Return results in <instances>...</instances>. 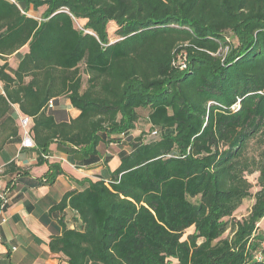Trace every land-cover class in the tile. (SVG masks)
<instances>
[{
  "label": "trees",
  "instance_id": "obj_1",
  "mask_svg": "<svg viewBox=\"0 0 264 264\" xmlns=\"http://www.w3.org/2000/svg\"><path fill=\"white\" fill-rule=\"evenodd\" d=\"M24 46L15 69L0 66L5 140L18 137L14 105L33 121L41 162L56 143L76 168L98 164L139 110L157 132L128 137L109 180L74 181L49 211L60 214L51 253L66 264H264L260 236L250 243L264 216V0H0V59ZM62 174L51 164L44 182ZM245 199L248 216L231 224Z\"/></svg>",
  "mask_w": 264,
  "mask_h": 264
},
{
  "label": "crops",
  "instance_id": "obj_2",
  "mask_svg": "<svg viewBox=\"0 0 264 264\" xmlns=\"http://www.w3.org/2000/svg\"><path fill=\"white\" fill-rule=\"evenodd\" d=\"M30 16L38 19L39 14L31 11ZM26 52L27 47L24 46L16 53L4 56L5 60L0 59V66L7 63L10 69H15ZM0 94H3L1 83ZM12 107L11 117L17 126L20 112L17 105ZM60 107L71 119L79 115L67 99H60ZM132 132L128 137L133 139ZM7 136L8 131L0 129V170L4 171L10 163L18 170L13 174L0 175V187L7 190L9 198L2 214L5 222L0 223V264H66L62 254H53L48 248L51 236L58 232L57 222L60 218V214L49 215V211L66 192L77 188L74 181L109 180L110 173L119 165V151L127 150L124 144L128 137L123 138L121 143L111 144L115 146L114 154L108 151L109 145L98 164L76 168L74 158L58 148L56 143H52L47 152L41 155V162L35 149L21 147L19 129L17 138L5 140ZM4 140L6 142L1 145ZM107 157H111V160L104 164L103 160ZM51 164L59 166L63 174L57 176L53 183H45V174ZM64 218L69 229L80 228L74 212L65 210Z\"/></svg>",
  "mask_w": 264,
  "mask_h": 264
},
{
  "label": "built area",
  "instance_id": "obj_3",
  "mask_svg": "<svg viewBox=\"0 0 264 264\" xmlns=\"http://www.w3.org/2000/svg\"><path fill=\"white\" fill-rule=\"evenodd\" d=\"M48 108H52V101L48 102ZM18 127L21 134V147L30 150L34 149L35 144L33 142V138L30 131L31 118L28 116L18 114ZM156 136H157L156 130L151 131L149 137L154 138ZM120 137L123 138L124 136L121 134ZM1 173L2 171L0 170V175ZM8 203H9L8 192L5 188L0 187V223L5 222V220L2 218V214ZM262 223L264 224V216L256 223L255 229L252 232L250 238V243L253 241L255 237L260 236V238L257 240V247L254 252L253 259L257 262L264 263V225Z\"/></svg>",
  "mask_w": 264,
  "mask_h": 264
},
{
  "label": "rangeland",
  "instance_id": "obj_4",
  "mask_svg": "<svg viewBox=\"0 0 264 264\" xmlns=\"http://www.w3.org/2000/svg\"><path fill=\"white\" fill-rule=\"evenodd\" d=\"M75 26L79 27V24L76 23ZM111 34H112V29L109 30L110 37H111ZM146 115H147V110H139L140 119H139L134 131L132 132L134 138H136L138 136L145 137L146 139H150L151 138V137H149V135L151 133V130H150L149 125H148V123L146 121ZM130 139H132V137H130ZM114 148H115V146L111 145V146L108 147V151L110 153L114 154V152L116 151ZM127 149H128V147H127ZM247 179L252 185L251 193L254 194L258 190V187H257V174H253V175L247 176ZM252 204H253V199H245L243 201L241 207H239V209H237V211L234 213L232 219L230 220L231 224L233 222H235V221H240L242 219H245L248 216L249 212H250ZM192 232H193L192 228L188 229L185 232L183 239L188 234H191ZM228 235H230V231L229 232L227 231L223 235V237H226Z\"/></svg>",
  "mask_w": 264,
  "mask_h": 264
}]
</instances>
